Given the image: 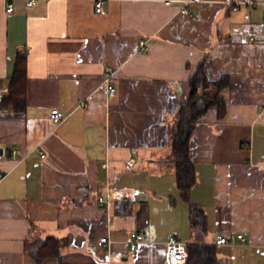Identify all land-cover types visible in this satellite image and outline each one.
Instances as JSON below:
<instances>
[{"label":"crops","instance_id":"obj_1","mask_svg":"<svg viewBox=\"0 0 264 264\" xmlns=\"http://www.w3.org/2000/svg\"><path fill=\"white\" fill-rule=\"evenodd\" d=\"M30 1L0 0V264H164L172 233L186 244L229 237L216 264H264V6L201 0L188 7L195 19L186 0H105L104 14L96 0ZM20 54L22 109L2 106ZM201 67L231 86L225 118L211 110L192 136L186 200L172 133ZM49 237L62 252L39 263L26 242Z\"/></svg>","mask_w":264,"mask_h":264},{"label":"trees","instance_id":"obj_2","mask_svg":"<svg viewBox=\"0 0 264 264\" xmlns=\"http://www.w3.org/2000/svg\"><path fill=\"white\" fill-rule=\"evenodd\" d=\"M28 61L20 54L11 92L2 102V106L14 105L18 109L25 107L27 94ZM228 76L218 81H210L201 67L191 80V98L178 112L177 122L172 133L173 162L177 166L178 186L184 199L188 200L191 190L197 183V171L191 157V140L197 126L202 123L211 110L224 119L228 101L224 91L230 88ZM192 227L203 235L206 228V216L203 210L193 206L191 210ZM28 251L41 263L47 258L58 257L62 252V242L57 237L27 241ZM189 256L186 264H216L217 244L196 243L187 245Z\"/></svg>","mask_w":264,"mask_h":264},{"label":"built area","instance_id":"obj_3","mask_svg":"<svg viewBox=\"0 0 264 264\" xmlns=\"http://www.w3.org/2000/svg\"><path fill=\"white\" fill-rule=\"evenodd\" d=\"M104 1L105 0H96V10L99 14L105 13ZM174 1L175 0H163V2L168 4V5L174 3ZM198 1H201V0H186L185 4L181 8L182 12L184 14L192 17V18L198 19L200 17V15L191 12L188 8L190 4H192L194 2H198ZM233 3L235 5L234 10H238L242 6H247V7L264 6V0H237ZM33 4H34V0H31L29 5L31 6ZM14 10H15L14 4H10L8 6V12L13 13ZM252 40H254V38H252ZM147 49H148V42L144 40L141 42L140 51L142 52V51H145ZM107 73H108V76L104 80V85L107 87L109 95L114 96L117 92V88L112 83L114 72L112 71V69L108 68ZM50 118L54 122L60 123V122L65 120L66 116L60 109L53 108L50 112ZM136 165H137V160L131 159L127 163V169L128 170H134ZM99 203L101 205H104V204L109 205L110 200L103 197V196H100ZM143 239H144V236L142 234L136 235L134 242H133V245H132V248L136 249L138 247V244ZM238 239L241 243H243V244L246 243V239L243 236H238ZM109 240H110L109 237L103 238L100 241V245L106 244L107 242H109ZM229 243H231V240L229 237L223 236V235H220L217 237V240H216L217 245H224V244H229ZM187 245L188 244L184 243L183 241H181L179 239V237L176 233H172L170 235V240L168 242L166 259H165L164 264H186V262L188 260V256H189Z\"/></svg>","mask_w":264,"mask_h":264},{"label":"water","instance_id":"obj_4","mask_svg":"<svg viewBox=\"0 0 264 264\" xmlns=\"http://www.w3.org/2000/svg\"><path fill=\"white\" fill-rule=\"evenodd\" d=\"M0 151H2V150H0Z\"/></svg>","mask_w":264,"mask_h":264}]
</instances>
